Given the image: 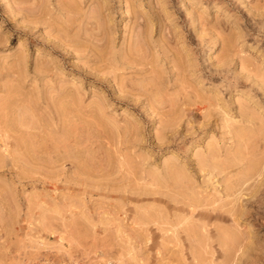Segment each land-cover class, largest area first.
<instances>
[{
	"label": "rangeland",
	"instance_id": "rangeland-1",
	"mask_svg": "<svg viewBox=\"0 0 264 264\" xmlns=\"http://www.w3.org/2000/svg\"><path fill=\"white\" fill-rule=\"evenodd\" d=\"M262 153L264 0H0V264H264Z\"/></svg>",
	"mask_w": 264,
	"mask_h": 264
},
{
	"label": "bare ground",
	"instance_id": "bare-ground-1",
	"mask_svg": "<svg viewBox=\"0 0 264 264\" xmlns=\"http://www.w3.org/2000/svg\"><path fill=\"white\" fill-rule=\"evenodd\" d=\"M216 47H217V44H216V41H214V42L212 43V48L210 49V52H212L214 49H216ZM129 48H130V47H129ZM133 48H134V47H133ZM131 53H132V52H131ZM133 53H134V52H133ZM127 56H128V55H127ZM134 56L137 57V55H135V54H134ZM138 56H139V55H138ZM131 57H132V56H131ZM140 57H143V56H139L137 59L134 58V60H133V62L135 63L134 65L141 64L142 62H144V61L139 60ZM144 64H145V63H144ZM139 66H140V65H139ZM134 67H135V66H134ZM137 67H138V66H137ZM141 68H142V67H141ZM143 70H146V67H145V69H143ZM137 72H138V70H137ZM139 73H142V72L140 71ZM139 73H138V74H139ZM10 87H11V86H10ZM156 88H158V87H156ZM10 89H11V88H10ZM135 89H136V88H135ZM135 89H134V90H135ZM138 89L143 90V89H145V87L142 88V86H141V88H138ZM149 89H151V87H150ZM149 89H147V87H146L145 90H149ZM154 90H155V89H154ZM158 90H159V88H158ZM158 90H157V91H158ZM135 91L137 92V90H135ZM149 91L151 92V90H149ZM155 91H156V90H155ZM157 91H156V92H157ZM141 92H142V91H141ZM151 93H152V92H151ZM153 93H154V91H153ZM138 94H139V92H138ZM142 94H143V93H142ZM154 94H155V93H154ZM150 95H151V94H150ZM155 95H156V94H155ZM150 97H151V96H150ZM151 98L153 99V98H155V97L152 96ZM246 133H247V132H246ZM246 133H244V134H246ZM244 134H243V135H244ZM248 139H249V138H248ZM248 139L245 138V144H246V145H248ZM246 141H247V143H246ZM241 144H242V143H241ZM245 144H243V145L246 146ZM253 144H254V143H253ZM243 145H239V146L237 147L238 149H237V152H236V153H238V152H239L238 154L243 153V152H244V151H242L243 149L246 151V149L244 148ZM246 147H248V146H246ZM242 148H243V149H242ZM248 150H250V147L248 148ZM252 151H255V150H251V153H253ZM245 154H247V153H243V154H241V155L244 156ZM248 154H249V153H248ZM254 154H255V153H254ZM254 154H253V155H254ZM262 154H263V153H262ZM262 154H261V155H262ZM241 155H239V156H237V157H238V158H239V157L242 158ZM251 155H252V154H251ZM253 155H252V156H253ZM245 156H246V155H245ZM245 156H244V157H245ZM252 156H251L252 159H251L250 161H252V160H253V161L256 160L257 157L259 158V156H256V158H255V157H252ZM262 156L264 157V154H263ZM240 158H239V159H240ZM247 158H248V157H247ZM248 160H249V159H248ZM235 161H236V160H235ZM253 161H252V163H250V162L248 161V163H249L248 169L246 168L247 170H246V169L244 170L245 175L249 177L248 179H250V176H252V175H253V176L256 175V174H254V173H256L257 171L260 172V170L262 169V168H261V169L258 168V166H260V165H259V163H258L257 161H256L257 164L254 163ZM250 164H251V165H250ZM260 164H261V163H260ZM263 164H264V162H263ZM257 165H258V166H257ZM261 166H262V165H261ZM261 166H260V167H261ZM261 171H262V170H261ZM245 175H244V176H245ZM263 176H264V175H263ZM259 177H260V176H258V178H257V177H256V178L259 180ZM241 178H242V177H241ZM256 178H254V179H256ZM244 179H245V178H244ZM254 179H253V180H254ZM256 181H257V180H256ZM247 182H248V181H247ZM245 183H246V181L244 180V184H245ZM260 183H261V182H260ZM251 184H252V183H251ZM251 184H250V185H251ZM241 186H242V185H241ZM255 186H256V185H255ZM253 188H254V187H253ZM255 189H256V188H255ZM253 191H254V190H253ZM255 191H256V190H255ZM252 193H253V192H252ZM252 196H253V195H252ZM201 262H202V261H201ZM201 262H200V263H201ZM202 264H203V262H202Z\"/></svg>",
	"mask_w": 264,
	"mask_h": 264
}]
</instances>
